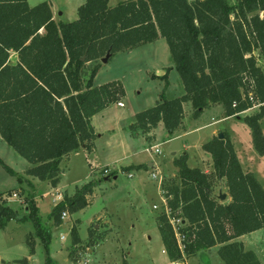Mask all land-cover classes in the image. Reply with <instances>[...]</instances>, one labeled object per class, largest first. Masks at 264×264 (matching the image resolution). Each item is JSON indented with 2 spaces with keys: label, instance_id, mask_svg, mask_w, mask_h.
Returning a JSON list of instances; mask_svg holds the SVG:
<instances>
[{
  "label": "trees",
  "instance_id": "1",
  "mask_svg": "<svg viewBox=\"0 0 264 264\" xmlns=\"http://www.w3.org/2000/svg\"><path fill=\"white\" fill-rule=\"evenodd\" d=\"M165 38L184 94L168 98L165 91L156 103L135 114L130 128L139 129L151 141L160 122L168 138L181 129L184 104L190 102L192 116L220 105L223 117H242L249 126L252 144L264 156V0H85L72 21H55L52 5L42 1L0 0V137L30 164L26 174L60 182V162L71 152H92L97 133L92 117L124 95L118 80L94 85L100 60ZM259 52V56L255 54ZM17 54V61L11 55ZM84 57V59H82ZM166 72L161 77L167 78ZM138 131L135 130L134 133ZM214 136L201 145L212 156L213 174L187 164L188 155L175 158L177 178L166 188L170 215L159 214V230L169 264H185V258L219 245L225 264H261L253 250L245 249L238 237L264 229V186L241 166L230 135ZM148 168L147 164L124 170ZM107 169V168H105ZM225 178L230 200L220 202L212 192L214 183ZM20 182L23 177L18 176ZM99 181L93 178L76 186L50 212L55 225L62 214L91 204ZM11 192V191H9ZM2 195V193L0 194ZM32 202L28 217L37 237L50 252L51 230ZM8 207L0 211V227L12 218ZM180 218L184 248L181 249L170 218ZM94 225L88 245L95 244ZM72 243L80 242L76 228ZM34 252V241H28ZM28 264L27 258L20 261ZM122 264H128L124 260Z\"/></svg>",
  "mask_w": 264,
  "mask_h": 264
},
{
  "label": "rangeland",
  "instance_id": "2",
  "mask_svg": "<svg viewBox=\"0 0 264 264\" xmlns=\"http://www.w3.org/2000/svg\"><path fill=\"white\" fill-rule=\"evenodd\" d=\"M29 1L36 5L46 0ZM52 1L65 4L63 21L77 18L78 8L75 9L74 17L70 14L72 4H76L77 0ZM120 1L123 0H109V4L114 6ZM228 1L230 4L237 3V0ZM255 54L259 56L258 51ZM100 62L102 66L94 76L93 84L120 81L124 95L119 100L124 103V107L113 105L96 118L98 128L104 127L111 132L96 139L95 153L87 154L78 149L62 158L59 190L53 189L47 181L27 175L30 164L0 137V207H8L13 213L6 225L0 227V264H22L20 261L25 258L28 264H122L124 260L128 264H169L158 216L165 211L166 188L179 183L174 160L187 151L189 166L203 168L212 175V156L201 148V144L212 138L215 129L227 128L232 133L243 170L252 172L264 186V156L255 150L249 126L237 117L213 124L219 117L217 107H209L200 116L194 117L189 114L192 106L187 102L189 127L197 128L187 135L169 139L160 122L151 141L140 137L132 138V142L127 139L122 125L131 136L139 129L124 125L123 116L129 118L133 111L135 113L152 107L163 90L168 98L184 93L181 77L165 38L160 37L131 50L119 51L108 62ZM259 65L264 70L262 58ZM158 69L164 70L156 76ZM166 72L168 75L165 79L161 76ZM256 110L257 106L245 115ZM134 119L135 115H132V123ZM260 124L264 133V117ZM110 140L116 141V149L109 150ZM151 146V149H145ZM155 146L159 148V153L154 151ZM173 152L176 155H172ZM137 160L146 163L151 161L154 165L148 171L122 168L127 167L130 161ZM152 172L156 173V179L151 177ZM129 173L132 175L129 176ZM20 175L23 177L22 182L18 180ZM140 177L143 182L138 186ZM92 178L100 182L92 194V203L74 213L65 210L66 217L59 225H55L54 219L50 217L52 208L63 199L64 193L72 194L76 186ZM219 182L214 183L215 187ZM214 191L218 193L215 188ZM32 202L39 207L38 212L45 227L51 230L49 254L28 217ZM90 225L95 228V244L91 246L87 242ZM73 228L77 229L81 239L77 244L72 243ZM62 235L64 239L60 238ZM29 240L34 241L33 253L30 252ZM242 240L245 249L253 250L261 264H264V229L251 236L246 235ZM217 249L218 245H215L201 250L196 256H186L185 264H225Z\"/></svg>",
  "mask_w": 264,
  "mask_h": 264
},
{
  "label": "crops",
  "instance_id": "3",
  "mask_svg": "<svg viewBox=\"0 0 264 264\" xmlns=\"http://www.w3.org/2000/svg\"><path fill=\"white\" fill-rule=\"evenodd\" d=\"M28 1V3L31 5V6H34V5H32L31 3H30V1L29 0H27ZM46 1H49V2H51V4H52V12H53V18H54V20L55 21H63V19H62V17H63V15H64V13H65V4H61V3H58V2H53L52 0H46ZM85 0H77V2H76V4H72V11L70 12V14H71V17H74V13H75V9L77 10V8L84 2ZM57 15V16H56ZM74 19V18H73ZM17 54L16 53H13L12 55H11V61L13 62V63H15L16 61H17ZM163 70L164 69H158L157 71H156V76H158V74L159 73H163ZM163 75V74H162ZM103 84V83H102ZM184 94V93H183ZM180 96V95H179ZM186 104L187 103H185L184 104V119H183V125H182V127H181V129L178 131V134L177 135H175L174 137H178V136H181V135H187L188 133H190L191 131H193L194 129H197V128H194V129H192V127H189L190 126V124L188 123V115L189 114H191L192 112L190 111V113L188 114L187 112H186ZM113 105H116V106H118L117 105V103L116 104H111L110 106H108L107 108H105L103 111H101V112H99L98 114H96V115H94L93 117H92V124H93V126H94V129H95V132L97 133V138L98 137H101V136H103L105 133H109V132H111L110 130H107V129H105L104 127L102 128H98V125H96V118L98 117V116H101L102 114H104V112L105 111H107L108 110V108H110V107H112ZM119 107V106H118ZM122 107H124V106H122ZM212 107V106H211ZM213 107H217L218 108V111H219V117H218V119L217 120H214L213 121V124L215 123H220V122H224L225 120H227V119H231V118H233V117H237L238 119H242V117L243 116H245V114L247 113V112H249L250 110H253L254 109V107L253 108H251V109H249V110H246L245 112H243V113H240L239 115H237V116H229V117H223L222 115H221V112H222V107L220 106V105H214ZM139 112V111H138ZM132 113H134V111L133 112H131V114L129 115V118H128V116H127V118H125V116H123L122 117V121H124V125H126V124H131L132 123V120H130V119H132V115L134 116L137 112H135L134 114H132ZM188 114V115H187ZM191 118V117H190ZM191 120V119H190ZM163 127H164V124H163ZM121 128H122V131H124V134H125V136L127 137V139L130 141L132 138H135V137H140L141 139H143V138H145V140H146V136L144 135V134H142L140 131H136L135 133H133L134 135H132L131 136V134L128 132V131H126L125 130V128H124V126L122 125L121 126ZM165 128V127H164ZM156 129V128H155ZM155 129H153L152 130V132H151V135H155ZM112 130H114L113 128H112ZM219 131H227L228 132V134L230 135V137H231V139H232V142H233V145H234V148H235V150H236V153L238 152V150H237V148H236V146H235V142H234V138H233V135H232V133H230V131L227 129V128H223V129H215V130H213L212 131V138L214 137V136H216L217 135V133L219 132ZM166 133H167V131H166ZM96 138V139H97ZM95 142H96V140H95ZM110 142H111V145L109 146V150H111V149H114V147H115V149H116V141H114V140H110ZM130 142H132V141H130ZM202 145V144H201ZM146 149V148H145ZM81 150H83V149H81ZM84 152H86L85 150H83ZM96 152V144H95V148H94V150L92 151V152H86L87 154H92V153H95ZM72 153V152H71ZM132 153H135V152H132ZM187 155H188V159H189V154L187 153V151L185 152ZM172 155H176V152H173L172 153ZM237 155H238V157H239V160H240V162H241V156L237 153ZM69 156V155H68ZM68 156H65V157H68ZM187 159V160H188ZM149 163H152L151 165L149 164ZM138 164H147V167L148 168H141V169H131V171H134V170H138V171H140V170H145V171H148L150 168H151V166H153L154 165V162H151V161H149L148 163H146V162H142V161H140V160H137V161H130V163H128L127 165L128 166H133V165H138ZM188 164V163H187ZM189 165V164H188ZM191 167V166H190ZM122 168H124V167H122ZM202 170H203V168H201ZM204 171V170H203ZM176 173H177V171H176ZM130 174V173H129ZM221 182H219V185L217 186V187H214L215 189H216V192H218V191H220V190H222L223 192H226L227 193V198H226V202H228L229 200H230V197H229V194H228V187H227V184H226V180H225V178H223V179H221L220 180ZM48 182V181H47ZM143 182V180H142V177H140L139 178V180H138V182H137V185L139 186V185H141V183ZM59 185L60 184H58V186L56 187V188H53V189H55V190H59L60 189V187H59ZM215 192V191H214ZM60 196H61V194H60ZM260 230V229H259ZM259 230H256V231H254V232H257V231H259ZM254 232H251V233H249V234H245V235H242V236H240V237H238L237 238V240H239V241H242L243 242V240H242V238L244 237V236H246V235H248V236H251V234H253ZM243 244H244V242H243ZM218 247H219V245H218Z\"/></svg>",
  "mask_w": 264,
  "mask_h": 264
},
{
  "label": "built area",
  "instance_id": "4",
  "mask_svg": "<svg viewBox=\"0 0 264 264\" xmlns=\"http://www.w3.org/2000/svg\"><path fill=\"white\" fill-rule=\"evenodd\" d=\"M117 105H118L119 107H122V106H124V103L120 100V101L117 102ZM151 148H152V146H151L150 148H146V150H149V149H151ZM154 151H155L156 153H159V152H160V150H159V148H158L157 146H155ZM106 172H107V171H106ZM131 175H132V174H129V176H131ZM151 177L154 178V179H156V178H157L156 173L152 172V173H151ZM13 195H16V194H13ZM59 196H60V195H59ZM59 196H57V199L59 198ZM58 201H59V199H58ZM164 205H165V212H166L168 215H170V210H169V208H168V206H167V203H164ZM154 207L157 208L156 205H154ZM65 217H66V212H63V214H62V219H64ZM170 222H171V224H172V226H173V228H174V231H175V235H176V238H177L178 244H179L180 248L183 249V248H184V239H185V236H184V234L181 233V231H180V226L182 225V220H181L180 218H174V217H172V218H170ZM60 238H61V239H64L65 237H64V235H62Z\"/></svg>",
  "mask_w": 264,
  "mask_h": 264
},
{
  "label": "water",
  "instance_id": "5",
  "mask_svg": "<svg viewBox=\"0 0 264 264\" xmlns=\"http://www.w3.org/2000/svg\"><path fill=\"white\" fill-rule=\"evenodd\" d=\"M109 58H110V54L108 53L105 57H103L101 59V61L103 63H106V62H108ZM82 59H84V57ZM216 136L219 139H223L225 135H224V133L222 131H220V132L217 133ZM149 164L151 165L152 163H149ZM212 194H213V196H215L218 200H220L222 202L225 201V199L227 198V193L226 192H223L222 190L218 191V193L212 192ZM0 211H2V208L1 207H0Z\"/></svg>",
  "mask_w": 264,
  "mask_h": 264
}]
</instances>
